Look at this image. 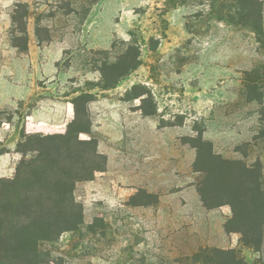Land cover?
I'll list each match as a JSON object with an SVG mask.
<instances>
[{
    "label": "rangeland",
    "instance_id": "rangeland-1",
    "mask_svg": "<svg viewBox=\"0 0 264 264\" xmlns=\"http://www.w3.org/2000/svg\"><path fill=\"white\" fill-rule=\"evenodd\" d=\"M260 2L256 32L220 19L235 0H0V179L15 177L24 132L67 133L82 94L91 135L80 139L104 156L75 186L82 225L41 245L44 264H264V227L249 243L232 208H208L198 191V170L221 161L255 167L264 184ZM126 55L137 69L101 90Z\"/></svg>",
    "mask_w": 264,
    "mask_h": 264
},
{
    "label": "trees",
    "instance_id": "trees-1",
    "mask_svg": "<svg viewBox=\"0 0 264 264\" xmlns=\"http://www.w3.org/2000/svg\"><path fill=\"white\" fill-rule=\"evenodd\" d=\"M235 2L238 3L235 12H222L220 19L227 18L231 24L251 27L259 32L263 21L260 0ZM23 7L18 5L17 10ZM17 22L14 16V23ZM22 31L26 34V27ZM138 65V58L122 57V75L112 81L102 71V85L99 87L101 90L116 87ZM115 66L117 64L111 68ZM146 95L151 96L142 92L138 97ZM90 97V94H82L75 99L76 115L65 135L33 136L24 132L23 137L28 141L19 144L24 159L15 177L0 179L5 215L0 217V264H44L46 260L41 245L55 242L64 232L74 231L82 225L83 207L76 202L75 186L78 182L92 180L97 172L104 170V156L98 152L96 138L80 139L81 133L91 135L89 112L86 109L83 115L80 112V103L91 102ZM83 117L87 119V128L80 126ZM28 153L35 156L28 160ZM67 160H70L69 164ZM221 162L222 168L198 170L203 174L198 185L202 201L208 208L229 205L234 215L231 222L242 224L239 232L249 243H255L264 227L262 175L242 161ZM252 210L254 219L250 218Z\"/></svg>",
    "mask_w": 264,
    "mask_h": 264
},
{
    "label": "crops",
    "instance_id": "crops-1",
    "mask_svg": "<svg viewBox=\"0 0 264 264\" xmlns=\"http://www.w3.org/2000/svg\"><path fill=\"white\" fill-rule=\"evenodd\" d=\"M30 120H32V122L29 123L30 124H34L35 123V119L33 116L29 117ZM39 125L37 126H41V124H43L40 119L37 121ZM4 134H7V132H4V130H2V132L0 133V136H3Z\"/></svg>",
    "mask_w": 264,
    "mask_h": 264
}]
</instances>
